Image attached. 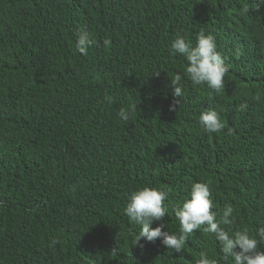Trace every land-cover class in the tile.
Masks as SVG:
<instances>
[{
  "label": "trees",
  "instance_id": "16d2710c",
  "mask_svg": "<svg viewBox=\"0 0 264 264\" xmlns=\"http://www.w3.org/2000/svg\"><path fill=\"white\" fill-rule=\"evenodd\" d=\"M85 27L98 42L87 56L75 47ZM201 32L229 69L219 94L193 87L169 51L178 34L195 44ZM176 74L184 95L171 111ZM210 108L221 133L199 125ZM196 182L218 213L233 206V231L259 239L264 0H0V264H195L201 252L225 264L203 228L180 253L160 239L141 248L123 213L132 191L166 190L165 230L178 234L175 209ZM53 237L62 243L49 247Z\"/></svg>",
  "mask_w": 264,
  "mask_h": 264
},
{
  "label": "clouds",
  "instance_id": "9594fccd",
  "mask_svg": "<svg viewBox=\"0 0 264 264\" xmlns=\"http://www.w3.org/2000/svg\"><path fill=\"white\" fill-rule=\"evenodd\" d=\"M259 10V9H257ZM248 7H242L241 13L247 14ZM98 42L92 33L85 27L76 31V50L83 56H87L89 49ZM105 49H110L112 39L105 38L103 41ZM169 51L179 54L187 61L185 76L191 81L193 87L207 85L214 93L219 94L225 87V77L229 71L225 63V57L218 50L215 37L211 34L201 32L195 44L186 39L184 35L178 34L171 42ZM160 72L152 75L159 76ZM183 77L176 74L171 78L172 95L174 97L170 106L171 111H177L181 107L184 95L181 84ZM136 105L121 108L118 116L121 121L127 123L135 112ZM199 125L207 133H221L225 129L220 112L214 108L207 109L199 116ZM169 192L155 187H143L129 194L124 215L128 217L129 223L140 226L137 235V245L142 239L154 242L160 239L161 243L168 249L180 253L184 250L189 236L196 230L203 228L204 232L214 235L220 245L222 253L221 260L227 264H264V251L259 245L264 243V227L258 232L259 239L248 228L232 230L235 217L234 208L231 204L225 205L222 213L215 210L212 199L211 186L206 182H196L191 185L189 198L175 209V217L180 224V232L170 233L166 229L164 218L168 215L166 201ZM219 217V218H218ZM154 222H160L155 228ZM62 241L53 237L49 247H55ZM195 264H220L219 261L210 259L208 255L201 252Z\"/></svg>",
  "mask_w": 264,
  "mask_h": 264
}]
</instances>
